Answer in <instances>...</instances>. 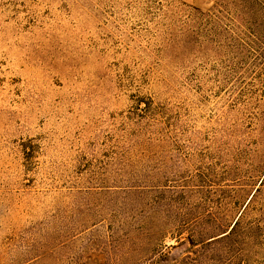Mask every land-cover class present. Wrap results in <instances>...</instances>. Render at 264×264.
I'll list each match as a JSON object with an SVG mask.
<instances>
[{
  "label": "rangeland",
  "instance_id": "rangeland-1",
  "mask_svg": "<svg viewBox=\"0 0 264 264\" xmlns=\"http://www.w3.org/2000/svg\"><path fill=\"white\" fill-rule=\"evenodd\" d=\"M0 264H264V0H0Z\"/></svg>",
  "mask_w": 264,
  "mask_h": 264
},
{
  "label": "trees",
  "instance_id": "trees-1",
  "mask_svg": "<svg viewBox=\"0 0 264 264\" xmlns=\"http://www.w3.org/2000/svg\"><path fill=\"white\" fill-rule=\"evenodd\" d=\"M238 223L239 222L237 221L232 227V229L228 233L224 234L222 237L230 238L231 236H233V234L236 232V227L238 226Z\"/></svg>",
  "mask_w": 264,
  "mask_h": 264
}]
</instances>
